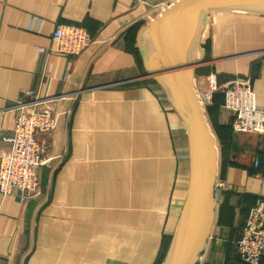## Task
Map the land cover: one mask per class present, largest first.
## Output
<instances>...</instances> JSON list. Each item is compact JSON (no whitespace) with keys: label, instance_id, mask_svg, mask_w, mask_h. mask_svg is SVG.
<instances>
[{"label":"crops","instance_id":"obj_1","mask_svg":"<svg viewBox=\"0 0 264 264\" xmlns=\"http://www.w3.org/2000/svg\"><path fill=\"white\" fill-rule=\"evenodd\" d=\"M172 1L0 0V151L25 90L61 96L50 103L61 113L55 129L37 135V192L0 193L2 264L166 263L189 186L188 135L163 84L143 76L139 49ZM59 23L84 27L91 42L74 56L47 50ZM199 41L197 95L209 73L219 84L248 77L264 106V14L211 13ZM222 102L218 91L202 106L215 137V211L197 264H248L235 241L264 197L253 165L264 161V133H229Z\"/></svg>","mask_w":264,"mask_h":264},{"label":"water","instance_id":"obj_2","mask_svg":"<svg viewBox=\"0 0 264 264\" xmlns=\"http://www.w3.org/2000/svg\"><path fill=\"white\" fill-rule=\"evenodd\" d=\"M221 11L264 14V0H173L145 29L143 76L163 84L188 135L190 179L179 228L165 264H197L215 211V137L194 88L203 62L200 36L208 15ZM193 40L200 56H192ZM194 44V45H195Z\"/></svg>","mask_w":264,"mask_h":264},{"label":"built area","instance_id":"obj_3","mask_svg":"<svg viewBox=\"0 0 264 264\" xmlns=\"http://www.w3.org/2000/svg\"><path fill=\"white\" fill-rule=\"evenodd\" d=\"M52 46L47 50L74 56L86 48L92 35L82 26L59 23L52 32ZM44 48H40L43 51ZM208 88L198 95L201 105L211 102L213 93L223 95L222 106L233 116V132L264 133V106L256 104L249 87L248 77H235L221 84L214 74L206 76ZM61 98L41 96L34 89L25 90L14 104L17 111L12 132L3 136L8 144L0 151V193L10 194L17 190L23 195L35 194L39 185V170L43 165V149L37 140L38 134L52 132L61 113L50 103ZM253 165L264 174V161L253 160ZM218 190L226 189L223 181L216 183ZM240 259L248 264H264V197L257 199L235 241ZM0 264H2L0 258Z\"/></svg>","mask_w":264,"mask_h":264},{"label":"bare ground","instance_id":"obj_4","mask_svg":"<svg viewBox=\"0 0 264 264\" xmlns=\"http://www.w3.org/2000/svg\"><path fill=\"white\" fill-rule=\"evenodd\" d=\"M262 12H264V11H262ZM195 42H194V40H193V45H192V56L195 58V57H199V53H200V51H199V48H198V45L197 44H195Z\"/></svg>","mask_w":264,"mask_h":264},{"label":"trees","instance_id":"obj_5","mask_svg":"<svg viewBox=\"0 0 264 264\" xmlns=\"http://www.w3.org/2000/svg\"><path fill=\"white\" fill-rule=\"evenodd\" d=\"M227 131L230 133V132H232V127L231 126H228L227 127ZM237 255V257H238V259L240 260V257H239V255H238V253L236 254ZM244 262V261H243Z\"/></svg>","mask_w":264,"mask_h":264},{"label":"rangeland","instance_id":"obj_6","mask_svg":"<svg viewBox=\"0 0 264 264\" xmlns=\"http://www.w3.org/2000/svg\"><path fill=\"white\" fill-rule=\"evenodd\" d=\"M201 52H202V49H201ZM199 56H200V53H199ZM197 66H198V65H196L195 68H196ZM209 74H211V73H209ZM207 75H208V74H207ZM207 75H206V76H207ZM205 78H206V77H205ZM205 80H206V82H207V79H205ZM206 86H207V88H208V83H207ZM208 89H209V88H208Z\"/></svg>","mask_w":264,"mask_h":264}]
</instances>
